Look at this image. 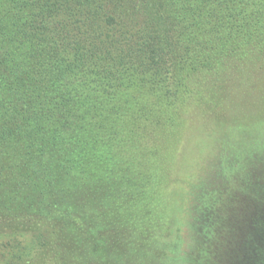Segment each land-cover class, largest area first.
Instances as JSON below:
<instances>
[{"label": "rangeland", "instance_id": "1", "mask_svg": "<svg viewBox=\"0 0 264 264\" xmlns=\"http://www.w3.org/2000/svg\"><path fill=\"white\" fill-rule=\"evenodd\" d=\"M83 4L102 30L72 19L59 36L76 41L59 48L72 73L42 81L47 102L69 93L61 130L74 149L61 165L49 159L56 148H28L15 129L24 115L9 82L50 65L38 64L37 13L12 9L9 23L0 0V264H264L255 208L242 225L229 202L223 224L196 228L182 211L187 177L231 161L226 136L240 144L230 150L236 185L264 180V0H69L62 9ZM214 16H223L218 33Z\"/></svg>", "mask_w": 264, "mask_h": 264}, {"label": "trees", "instance_id": "2", "mask_svg": "<svg viewBox=\"0 0 264 264\" xmlns=\"http://www.w3.org/2000/svg\"><path fill=\"white\" fill-rule=\"evenodd\" d=\"M3 1L7 3L9 9L5 14L9 23H11L10 11L12 9L16 10L20 19L25 17L26 11L23 12L24 8L28 11V17L29 15L36 13L41 17V19H39L37 14L34 17L36 20V26H34L36 30L44 31L42 32L44 35L43 38H39L40 42L44 45L36 55L38 64L48 62L50 65L48 68H43L42 73H38V70L35 72L36 69L34 68L33 70L27 69L26 71H23L22 73L25 75L24 78H16L17 74L14 77L15 80L11 77L12 80L8 84L9 89L12 90L14 88L15 81L17 80L19 91L15 95L16 100L19 102L18 114L24 115L22 123L19 122L15 126V129L18 130L20 137L30 139L28 148H39L38 146L41 145H46L49 148H56L57 153L50 155L49 159L55 158L60 160L61 165H66L67 163L70 164V154H72L71 151L74 149V146L72 145L73 141L70 137L65 139L66 136L64 132L70 127V124L68 123V116H70V109L68 107L70 106V103L67 97L69 93L65 95V90L63 88L60 90L59 87L55 85L53 90L57 89L59 92H63L62 94L65 96L60 102H47L45 101L46 93H44L46 88L42 84V81H44L45 84H48V81L51 79V74L54 75L56 79H61L65 74V70H67V72L71 71L68 66L69 62L67 56H65L67 62L66 65L64 62L65 58H62L59 48L63 46L67 50L68 46H76V41L72 38L73 36H69L67 37L66 44L61 42L59 36L60 33H63L64 27L68 26L69 31H72V19H75L74 21L77 23L85 19V21L89 22L91 26L90 31L93 29L101 31V22L95 20L96 17L94 16V10L84 4L83 9L80 8L79 11L76 12L73 7L69 6L67 9H62V6L67 4L69 0ZM21 7L22 10L20 9ZM227 12L228 11L225 10L226 15ZM221 17L223 16H214L212 22V29L216 33H218V31H216V28L213 25L218 22V19ZM63 34L65 35L66 33ZM56 36L58 39L55 40L54 38ZM49 46L50 51L45 49V47ZM75 53H77V50H75ZM77 54V58L79 59V56L81 55L79 53ZM32 92L35 94V98L31 96ZM55 119H60L62 121L60 122V125H56ZM73 127H71V129ZM261 128L264 130V125L261 126ZM257 129L258 128L255 130L258 132ZM251 136L253 138L254 134ZM256 142L259 141L256 140ZM239 146V140L237 141L234 138H229V136L224 137V139L221 140L220 148H230L227 152L230 153L228 155L231 156L229 164L226 163L225 166H221L220 162L215 164L214 162L211 163L210 166L214 165L211 168H208L205 172L201 171L202 173L199 175V177L202 175L204 179H201L200 177L196 178L197 180H193L191 175L187 177L188 181L186 180L183 190L184 200L182 211L184 215V227L188 228L193 226L196 228L203 225L212 226L208 220H213L216 224H223L224 220L221 219V211L229 202V207L234 208L236 211L238 210V212L233 215L232 219L236 220L239 224L248 225L247 220H249L250 214H252V208L257 210L255 218H262L264 215V180H255L252 184L242 182L237 185L236 182L240 181H237L236 179L234 180L235 176H238V170L235 167L236 164H234L237 161V152L236 150H232L233 152L230 150ZM41 150L42 149H40L39 152H41ZM52 151L54 150L52 149L50 152L46 151V153L48 154ZM203 157L204 156H202V158ZM72 158L74 159L73 156ZM43 165L46 166V162H43ZM50 170H52V173H56V171L53 172V169L50 168ZM191 170H193L192 167ZM191 173L193 175L194 172ZM220 175L222 180L218 183L212 180ZM246 192L249 194H245ZM240 193H244V198H238ZM230 232L231 231L225 230V237L229 235ZM196 237V239H199V234Z\"/></svg>", "mask_w": 264, "mask_h": 264}]
</instances>
